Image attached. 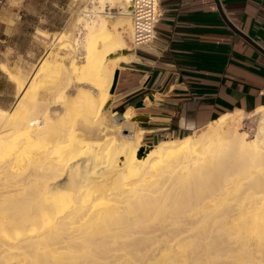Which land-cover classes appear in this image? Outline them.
Wrapping results in <instances>:
<instances>
[{
	"label": "bare ground",
	"instance_id": "6f19581e",
	"mask_svg": "<svg viewBox=\"0 0 264 264\" xmlns=\"http://www.w3.org/2000/svg\"><path fill=\"white\" fill-rule=\"evenodd\" d=\"M131 6L93 0L72 44L51 36L69 54L48 47L19 74L0 64L18 88L0 108V264H264V106L152 145L133 108L105 120L116 58L135 51ZM45 69L63 75L48 100ZM254 112L252 136L240 126Z\"/></svg>",
	"mask_w": 264,
	"mask_h": 264
},
{
	"label": "crops",
	"instance_id": "0c3cea01",
	"mask_svg": "<svg viewBox=\"0 0 264 264\" xmlns=\"http://www.w3.org/2000/svg\"><path fill=\"white\" fill-rule=\"evenodd\" d=\"M73 2L0 0V64L19 74L38 63L47 50L42 33L70 28ZM160 5L154 41L116 58L109 111L131 107L144 116L143 142L151 144L226 113L264 106V52L229 24L264 50V0H161ZM17 89L0 66V108L14 104Z\"/></svg>",
	"mask_w": 264,
	"mask_h": 264
},
{
	"label": "rangeland",
	"instance_id": "374dc122",
	"mask_svg": "<svg viewBox=\"0 0 264 264\" xmlns=\"http://www.w3.org/2000/svg\"><path fill=\"white\" fill-rule=\"evenodd\" d=\"M93 2V0H78L77 2H73L69 7H68V9H69V19H71V21H72V23H71V26H70V28H68V29H66L65 30V32H67L68 33V37H69V39H70V41H71V44L74 42V39H75V35H76V33L78 32L77 31V29H78V26H76V24H75V20H76V17L77 16H79L80 15V13L82 12V11H85L84 9H86V8H90V6L93 4L92 3ZM76 3V4H75ZM117 10L118 9H115L114 8V6H112L111 7V9H110V11H109V17H110V20H111V23H113V21L115 20V19H118L119 17H120V15L121 14H119L118 12H117ZM112 11H114V12H112ZM116 12V13H115ZM115 13V14H114ZM67 24H68V22H67ZM67 24L64 26L65 28L67 27ZM63 27V28H64ZM62 28V29H63ZM61 29V30H62ZM108 29L111 31L112 29H113V25H110V26H108ZM60 30V31H61ZM64 32V33H65ZM54 33H57V32H43L42 34H43V36H44V38H45V40H46V44H47V49H48V47H51L52 49H53V52H56V51H59V52H62V53H67V54H69L72 50H73V48H67V49H58V44L59 43H53L52 42V40H51V36L54 34ZM131 39H132V37H129L128 38V44H130V46L133 48V46H132V43H131ZM98 45L99 46H102V43L101 42H99L98 43ZM81 52L83 51V50H80ZM47 53V50H46V52H45V54ZM44 54V55H45ZM44 55L42 56V57H44ZM66 62H67V60H66ZM54 65V66H53ZM57 66V64H52V67H53V69H54V71H56V67ZM34 66H29V69L30 70H32V68H33ZM29 70V71H30ZM46 70V71H45ZM45 70H43L42 72H40V74H39V76H38V81H39V87H38V96H40L39 98L40 99H44V97H45V100H48V99H50L51 98V96H52V93H53V90H54V86H55V81H57V80H59L61 77H63V75L61 74V73H57V72H54V74L53 73H51V71H49V69H45ZM28 71V70H27ZM53 74V75H52ZM51 75V76H50ZM56 75H57V77H56ZM54 77V78H53ZM57 78V79H56ZM54 79V80H53ZM113 80H114V78H113ZM53 81V82H52ZM47 82V83H46ZM113 85V84H112ZM53 87V88H52ZM73 87H75V86H73ZM72 87V88H73ZM112 87V86H111ZM49 88H51V89H49ZM70 88V91H71V93L69 94V96H70V98L72 99L73 98V96H74V94L76 93L75 91H76V89L75 88ZM72 89V90H71ZM10 90H12V88L10 87ZM74 90V91H73ZM110 90H111V88H110ZM73 93V94H72ZM110 94H112L111 92H110ZM72 95V96H71ZM112 96V95H111ZM48 99H47V98ZM11 108V107H10ZM118 109V108H117ZM61 112V110L59 109V111H58V114ZM115 112V111H114ZM244 115H248V114H250V113H252L253 114V111H251V112H242ZM53 114H56L57 115V113L56 112H53ZM118 119H120L121 117H122V114L121 113H119L118 111H117V116H116ZM80 119V118H79ZM110 119V120H109ZM105 120L107 121V122H109V121H112V120H114V116H113V112H111V111H107L106 112V115H105ZM247 120H248V122H247ZM245 121V122H244ZM244 121H242V125L240 126V128H241V130H245V131H247V132H249V134L250 135H252V136H254L255 134L254 133H256V131H257V126H258V123H259V121H260V117H259V115L257 114V113H255L254 112V116L252 117V118H249V119H245ZM142 122H143V120H142ZM244 124V125H243ZM247 124V125H246ZM129 125V126H128ZM126 127H129L130 129H132L133 128V125H130V124H128ZM77 126V127H76ZM75 127L79 130L78 132L79 133H84V134H82V135H84V136H89L90 135V133L91 132H93L92 130H86L85 132L87 133V132H89V133H85L84 132V130L85 129H80V125H76ZM202 127H206V125L205 126H202ZM201 128V127H200ZM200 128H196V129H198V131H199V129ZM251 130V131H250ZM81 131V132H80ZM193 130L192 129H190V130H187V131H185V132H183L181 135L182 136H185V135H187V134H189V133H191ZM254 132V133H253ZM145 133V132H144ZM252 133V134H251ZM86 134V135H85ZM254 134V135H253ZM172 137H174L173 135H168V136H160V138L159 139H161V138H172ZM158 141V139H156L155 141H153V143H151V144H149V145H152V144H154V143H156ZM142 143H144L143 142V140H142ZM144 144H147V143H144ZM147 144V145H148Z\"/></svg>",
	"mask_w": 264,
	"mask_h": 264
},
{
	"label": "built area",
	"instance_id": "2783aa9c",
	"mask_svg": "<svg viewBox=\"0 0 264 264\" xmlns=\"http://www.w3.org/2000/svg\"><path fill=\"white\" fill-rule=\"evenodd\" d=\"M160 2L161 0H131L133 24L131 43L134 48L149 44L156 38L157 26L162 16Z\"/></svg>",
	"mask_w": 264,
	"mask_h": 264
},
{
	"label": "water",
	"instance_id": "95a60500",
	"mask_svg": "<svg viewBox=\"0 0 264 264\" xmlns=\"http://www.w3.org/2000/svg\"><path fill=\"white\" fill-rule=\"evenodd\" d=\"M230 26H232V28L240 35L244 36L249 42H251L253 45H255L257 48H259L261 51L264 52V50H262V48H260V46H258L257 44H254L247 36H245L241 31H239L237 28H235L231 23H229ZM117 79H118V74L115 73V76H114V81H113V85L111 87V90L110 92L113 94L115 92V86L117 84ZM111 100H109L105 106V109H110L111 107ZM115 111H118V112H124L125 111V107H120L118 109H116ZM146 152V149L145 148H141L138 153H137V156L140 158L142 157Z\"/></svg>",
	"mask_w": 264,
	"mask_h": 264
}]
</instances>
